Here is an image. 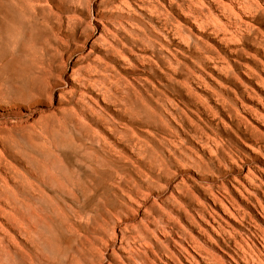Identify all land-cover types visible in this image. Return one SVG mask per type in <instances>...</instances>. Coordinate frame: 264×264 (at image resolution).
Listing matches in <instances>:
<instances>
[{"label": "rangeland", "instance_id": "rangeland-1", "mask_svg": "<svg viewBox=\"0 0 264 264\" xmlns=\"http://www.w3.org/2000/svg\"><path fill=\"white\" fill-rule=\"evenodd\" d=\"M0 178L48 264H264V0H0Z\"/></svg>", "mask_w": 264, "mask_h": 264}, {"label": "bare ground", "instance_id": "bare-ground-1", "mask_svg": "<svg viewBox=\"0 0 264 264\" xmlns=\"http://www.w3.org/2000/svg\"><path fill=\"white\" fill-rule=\"evenodd\" d=\"M15 178V177H14ZM0 187V218L7 221L8 228L16 231V236L5 232L0 239V264L49 263L42 251V227L45 217L34 206V197L28 192L26 182L9 187L8 180ZM2 201V203H1ZM2 207L8 209L6 212ZM16 237L21 243L16 242ZM83 255L85 253L83 252Z\"/></svg>", "mask_w": 264, "mask_h": 264}]
</instances>
